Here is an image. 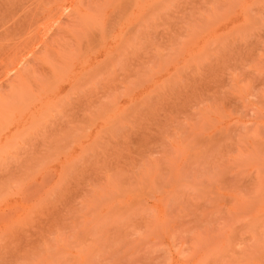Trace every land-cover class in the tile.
I'll list each match as a JSON object with an SVG mask.
<instances>
[{"label":"rangeland","instance_id":"374dc122","mask_svg":"<svg viewBox=\"0 0 264 264\" xmlns=\"http://www.w3.org/2000/svg\"><path fill=\"white\" fill-rule=\"evenodd\" d=\"M0 264H264V0H0Z\"/></svg>","mask_w":264,"mask_h":264}]
</instances>
